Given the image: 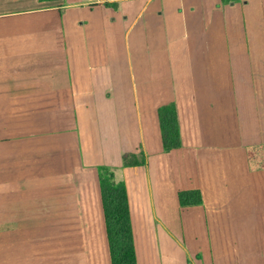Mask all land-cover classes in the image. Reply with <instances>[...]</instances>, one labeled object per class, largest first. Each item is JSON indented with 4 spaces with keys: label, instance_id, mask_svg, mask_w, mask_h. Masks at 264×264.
Masks as SVG:
<instances>
[{
    "label": "crops",
    "instance_id": "crops-1",
    "mask_svg": "<svg viewBox=\"0 0 264 264\" xmlns=\"http://www.w3.org/2000/svg\"><path fill=\"white\" fill-rule=\"evenodd\" d=\"M99 166L137 264H264V0H0V264H112Z\"/></svg>",
    "mask_w": 264,
    "mask_h": 264
},
{
    "label": "trees",
    "instance_id": "trees-1",
    "mask_svg": "<svg viewBox=\"0 0 264 264\" xmlns=\"http://www.w3.org/2000/svg\"><path fill=\"white\" fill-rule=\"evenodd\" d=\"M56 1V0H40ZM241 0H221L223 4ZM163 150L170 152L181 147V137L177 108L175 103L161 106L158 110ZM146 164L144 153L125 154L124 167ZM99 181L109 249L112 264H137V254L134 242L133 227L130 215L129 199L124 181H116L114 168L99 166ZM181 207L197 206L202 204V195L199 190L182 191L179 193Z\"/></svg>",
    "mask_w": 264,
    "mask_h": 264
},
{
    "label": "rangeland",
    "instance_id": "rangeland-1",
    "mask_svg": "<svg viewBox=\"0 0 264 264\" xmlns=\"http://www.w3.org/2000/svg\"><path fill=\"white\" fill-rule=\"evenodd\" d=\"M114 175H115V170H114ZM116 180V179H115Z\"/></svg>",
    "mask_w": 264,
    "mask_h": 264
}]
</instances>
